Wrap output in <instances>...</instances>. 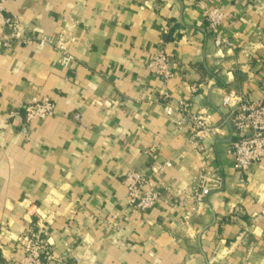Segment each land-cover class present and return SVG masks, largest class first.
Wrapping results in <instances>:
<instances>
[{
	"label": "crops",
	"instance_id": "obj_1",
	"mask_svg": "<svg viewBox=\"0 0 264 264\" xmlns=\"http://www.w3.org/2000/svg\"><path fill=\"white\" fill-rule=\"evenodd\" d=\"M200 2L225 12L231 47H216ZM7 14L22 40L0 45V264H17L18 237L42 227L49 264H264V160L237 173L225 124L205 142L222 185L194 211L200 161L161 104L184 97L226 123L224 93L264 95V0H8ZM62 34L76 38L70 65L38 44ZM161 48L166 82L149 67ZM46 97L55 114L27 123L26 104ZM167 161L155 206L131 207L125 174Z\"/></svg>",
	"mask_w": 264,
	"mask_h": 264
},
{
	"label": "built area",
	"instance_id": "obj_2",
	"mask_svg": "<svg viewBox=\"0 0 264 264\" xmlns=\"http://www.w3.org/2000/svg\"><path fill=\"white\" fill-rule=\"evenodd\" d=\"M8 0H0V21L12 30V35L0 39V45L10 46L13 39L22 40L19 20L7 14ZM199 6L206 11V27L211 33L217 48L231 47V41L220 33V28L226 17L225 12L218 8H208L202 2ZM169 28H164L167 34ZM76 41L72 35L62 34L57 40L48 36L38 38V44L44 46L52 44L61 53L60 62L64 65L73 63L71 45ZM174 61L172 56L161 48L153 53L149 59V67L157 75L168 81L173 76ZM165 116L173 125L176 132H188L192 144L200 161L197 173L192 177L189 200L193 203V210L204 203L212 190L222 185L223 178L206 166L208 150L205 142L219 135L225 122L218 123L213 113L204 110H194L189 100L184 97L173 99L165 94L161 102ZM221 106L228 110V119L233 125V141L231 154L233 167L240 175H245L256 164L264 160V95L252 98L248 95L228 91L221 96ZM56 112V103L51 98L39 100L34 98L25 106V121L31 123L38 119H47ZM18 114L11 111L9 116ZM173 167L172 161L152 164L147 173L130 171L125 174L123 183L127 187L128 203L131 207L142 211L155 206L160 199L158 183ZM18 242L24 255L17 264H49L53 259L52 242L46 235L45 227L38 231L27 230L18 237Z\"/></svg>",
	"mask_w": 264,
	"mask_h": 264
},
{
	"label": "water",
	"instance_id": "obj_3",
	"mask_svg": "<svg viewBox=\"0 0 264 264\" xmlns=\"http://www.w3.org/2000/svg\"><path fill=\"white\" fill-rule=\"evenodd\" d=\"M220 112V111H219ZM225 118V117H224ZM226 120V124L228 125L229 129H230V135L227 139H225L224 141L226 142H232L233 141V125L231 123V121L229 119H225Z\"/></svg>",
	"mask_w": 264,
	"mask_h": 264
}]
</instances>
